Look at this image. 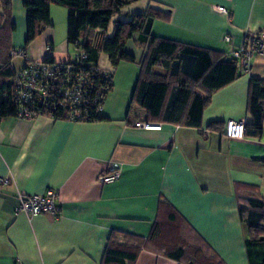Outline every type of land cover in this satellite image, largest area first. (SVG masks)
<instances>
[{"label": "crops", "instance_id": "0c3cea01", "mask_svg": "<svg viewBox=\"0 0 264 264\" xmlns=\"http://www.w3.org/2000/svg\"><path fill=\"white\" fill-rule=\"evenodd\" d=\"M148 7L166 16L153 20L151 35L229 56L246 34L264 32V0H139L116 19ZM50 19L52 26L25 48L27 60L50 55L64 63L72 57L67 10L51 5ZM11 20L15 31L0 34V49L24 47L23 0L11 1ZM125 51L135 62L112 67L105 54L103 64L99 56V66L112 74L101 111L107 120L0 119V180H8L0 182V264H192L189 246L222 264H248L237 192L264 201V133L233 140L224 135V124L249 120V80L264 79V55H254L239 78L213 93L200 128L157 122L161 129L154 131L135 127L152 122L132 103L144 54L137 35ZM212 122L221 129L208 130ZM112 163L120 165V177L103 184L99 176ZM49 189L58 194V218L16 211L20 195ZM108 244L134 253L135 260L105 263ZM179 247L184 249L179 260L166 255Z\"/></svg>", "mask_w": 264, "mask_h": 264}, {"label": "trees", "instance_id": "16d2710c", "mask_svg": "<svg viewBox=\"0 0 264 264\" xmlns=\"http://www.w3.org/2000/svg\"><path fill=\"white\" fill-rule=\"evenodd\" d=\"M11 1L0 0V34L3 31L13 33L15 23L11 20ZM139 0H23L26 13L25 50L46 28L52 26L51 5L67 10L66 41L73 51H81L84 58L81 65L88 70L89 79L98 87L107 84L112 89V74L104 79L95 71L100 54H105L112 67L119 62H135V57L125 51V44L137 35V42L144 49L140 60V74L137 79L132 103L137 104L146 113V120L169 123L189 128H200L204 109L211 101L213 93L227 86L242 71L237 61L222 51H212L191 44L156 37L150 28L154 19H164L160 10L148 7L136 12L127 19H114L120 10ZM114 20L110 34L109 26ZM264 32L246 34L244 45L252 47L261 39ZM4 38V36L2 35ZM9 35L7 36V40ZM6 47V48H5ZM0 49V119L17 117L14 103V74L12 57L7 46ZM51 49V48H50ZM47 61L53 57L47 55ZM90 71V72H89ZM247 114L244 137L260 138L264 130V79L251 77L248 86ZM56 119H66L63 114ZM67 120V119H66ZM107 120L102 112H93L87 121ZM220 122H212L208 130H219ZM264 165V158L261 159ZM248 192H256L255 187L247 186ZM240 201L239 219L247 232L245 249L248 264H264V201L253 194L237 192ZM247 196V197H246ZM169 219L175 220L174 215ZM160 223H156L155 231ZM193 254L189 258L192 264H222L215 257L207 256L202 248L189 246ZM188 247V248H189ZM166 255L179 260L184 249L179 247ZM136 255L122 248L108 244L104 262L124 263L135 260Z\"/></svg>", "mask_w": 264, "mask_h": 264}, {"label": "built area", "instance_id": "2783aa9c", "mask_svg": "<svg viewBox=\"0 0 264 264\" xmlns=\"http://www.w3.org/2000/svg\"><path fill=\"white\" fill-rule=\"evenodd\" d=\"M219 11L226 14V9L220 7ZM223 40L231 42L230 36ZM243 44L231 53L237 61L238 67L246 71L254 55H264V33L252 47ZM50 46L47 52H50ZM9 55L23 58L24 65L15 69L14 74V103L16 104L17 117L32 119L39 116H49L55 120L56 115L63 114L67 120L79 122L87 121L93 112H101L103 102L108 94L107 84L96 87L89 79L88 70L80 63L84 58L81 51H73L72 57L64 62L47 61L45 59L30 61L26 58V51L22 48L12 49ZM102 78L109 79L110 72L102 67L90 69ZM90 72V71H89ZM135 127L143 130L158 131L161 124L157 122H139ZM245 122L228 120L224 124V135L233 140L244 139ZM120 177V165L110 164L108 169L101 173L99 181L110 184ZM7 184L8 180H0ZM58 194L49 189L42 194L20 195L17 212H25L31 216L48 213L58 218L60 208L57 204Z\"/></svg>", "mask_w": 264, "mask_h": 264}, {"label": "rangeland", "instance_id": "374dc122", "mask_svg": "<svg viewBox=\"0 0 264 264\" xmlns=\"http://www.w3.org/2000/svg\"><path fill=\"white\" fill-rule=\"evenodd\" d=\"M56 7L60 8V9H64V10H66L64 7H61V6H57V5H56ZM122 16H123V14L121 13L120 16H115L114 19H116V17L123 18ZM113 21H114V20H112V22H111V24H110V29H112V27H113V25H114V22H113ZM58 30H59V29H58ZM63 34H65V33H63ZM68 50H69L70 52H72V46H71V45H68ZM104 57H105V56L102 54V56H101L102 64H103V59H105ZM23 62H24V61H23V58L13 57V59H12V65H13L14 68H16V69L22 67V66H23V65H22ZM263 133H264V130H263Z\"/></svg>", "mask_w": 264, "mask_h": 264}]
</instances>
